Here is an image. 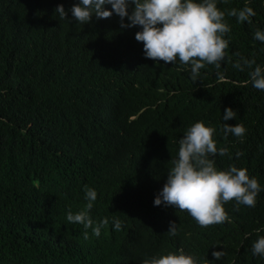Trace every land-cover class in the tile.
<instances>
[{"label": "trees", "instance_id": "1", "mask_svg": "<svg viewBox=\"0 0 264 264\" xmlns=\"http://www.w3.org/2000/svg\"><path fill=\"white\" fill-rule=\"evenodd\" d=\"M216 2L231 29L224 79L206 64L193 82L179 58H146L135 39L141 26L121 29L115 13L83 25L68 11L81 0H0V264H142L180 249L198 264H264L252 248L264 236V90L249 76L264 69V42L254 39L264 31V0ZM61 4L66 20L55 12ZM246 5L252 23L227 14ZM240 57L256 65L234 68ZM229 107L237 115L224 121ZM199 121L228 150L210 157L217 170L247 169L261 187L255 207L237 211L229 201V220L208 227L154 206L179 140ZM223 124H242L244 137H225ZM85 185L97 192L91 218L109 221L99 237L67 221L85 207ZM171 221L176 236L167 234ZM214 251L225 255L216 260Z\"/></svg>", "mask_w": 264, "mask_h": 264}, {"label": "clouds", "instance_id": "2", "mask_svg": "<svg viewBox=\"0 0 264 264\" xmlns=\"http://www.w3.org/2000/svg\"><path fill=\"white\" fill-rule=\"evenodd\" d=\"M105 5H111V10L106 9ZM130 5L134 6L131 12ZM68 11L73 20L83 25L89 23L93 16L97 20L107 19L115 13L120 18L121 29L141 26L142 30L135 34V39L143 42L146 58L172 64L179 58L182 65H190L193 82L198 80L200 70L206 64L214 65L218 79H224L220 69L230 39L224 37L231 29L224 22L225 12L217 7L216 0H81L80 4H74ZM55 12L60 20H66L67 12L62 4L57 6ZM227 14L236 17L238 22L248 23H252L250 17L256 15L253 8L247 5L240 10L233 8ZM125 17L130 23L124 22ZM254 39L264 42V31L258 29L254 33ZM253 65H256L254 58L249 60L240 57L233 67L244 71L245 68L252 69ZM249 76L254 88L264 90V69L260 65H256ZM236 115L237 112L229 107L225 109L223 120L233 119ZM215 131V128L206 126L203 121L196 122L187 129L179 140L178 157L171 160L173 166L167 174V181L154 199V206L163 203L165 206H175L181 211H187L201 227L229 220L223 206L229 201H236L237 211L239 205L255 207L256 197L261 191L257 179L250 178L247 169L230 166L226 170H217L215 161L210 157L217 153L224 156L228 150L217 148L213 139ZM222 131L225 137L231 133L243 138L246 129L242 124H223ZM239 155L237 153V157ZM84 190L87 201L85 207L75 214L69 210L67 221L82 224L85 229L92 228L93 234L99 237L101 228L109 221L108 218L99 223L93 221L90 210L97 199V192L87 185ZM121 227L122 222L115 219L114 229L119 231ZM256 231L259 232L260 229ZM167 234L178 235V226L174 221L170 222ZM84 236L85 239L88 238L87 231ZM252 248L253 255L264 257V236H260ZM212 255L220 260L225 253L214 251ZM142 264H198V261L180 249L178 253L169 252L144 259Z\"/></svg>", "mask_w": 264, "mask_h": 264}]
</instances>
